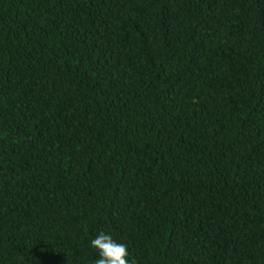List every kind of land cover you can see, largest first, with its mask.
<instances>
[{
  "label": "trees",
  "instance_id": "trees-1",
  "mask_svg": "<svg viewBox=\"0 0 264 264\" xmlns=\"http://www.w3.org/2000/svg\"><path fill=\"white\" fill-rule=\"evenodd\" d=\"M264 264V0H0V264Z\"/></svg>",
  "mask_w": 264,
  "mask_h": 264
},
{
  "label": "clouds",
  "instance_id": "clouds-1",
  "mask_svg": "<svg viewBox=\"0 0 264 264\" xmlns=\"http://www.w3.org/2000/svg\"><path fill=\"white\" fill-rule=\"evenodd\" d=\"M91 247L99 254L95 264H130L128 247L111 235L101 232L91 241Z\"/></svg>",
  "mask_w": 264,
  "mask_h": 264
}]
</instances>
